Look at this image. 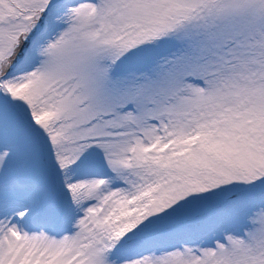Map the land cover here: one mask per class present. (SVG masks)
<instances>
[{
  "label": "snow or ice",
  "instance_id": "obj_1",
  "mask_svg": "<svg viewBox=\"0 0 264 264\" xmlns=\"http://www.w3.org/2000/svg\"><path fill=\"white\" fill-rule=\"evenodd\" d=\"M0 264H264V0H0Z\"/></svg>",
  "mask_w": 264,
  "mask_h": 264
}]
</instances>
